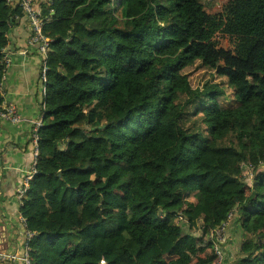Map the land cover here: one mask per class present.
I'll return each instance as SVG.
<instances>
[{
	"label": "trees",
	"instance_id": "trees-1",
	"mask_svg": "<svg viewBox=\"0 0 264 264\" xmlns=\"http://www.w3.org/2000/svg\"><path fill=\"white\" fill-rule=\"evenodd\" d=\"M218 1L47 3L31 264H211L231 221L234 264H264V0ZM23 21L0 0V85Z\"/></svg>",
	"mask_w": 264,
	"mask_h": 264
},
{
	"label": "crops",
	"instance_id": "crops-1",
	"mask_svg": "<svg viewBox=\"0 0 264 264\" xmlns=\"http://www.w3.org/2000/svg\"><path fill=\"white\" fill-rule=\"evenodd\" d=\"M12 1L17 3V0ZM43 1L42 6L46 10L45 1L49 0ZM8 38L6 48L10 54L9 64L3 75V89L7 101L16 106L18 114L25 122L15 125L0 122V252L22 253L26 232L19 213L21 199L16 195L33 161L29 141L30 127L27 121L39 118L45 103V90L40 80V56L27 44V22L23 21L12 28ZM229 223L230 239L234 231H240L232 221ZM102 240H97V243ZM102 245L108 244L103 242ZM238 250L239 248H236V251ZM233 254L234 248H224L225 258ZM1 264L21 263L14 261Z\"/></svg>",
	"mask_w": 264,
	"mask_h": 264
},
{
	"label": "built area",
	"instance_id": "built-area-1",
	"mask_svg": "<svg viewBox=\"0 0 264 264\" xmlns=\"http://www.w3.org/2000/svg\"><path fill=\"white\" fill-rule=\"evenodd\" d=\"M50 1H45L50 4ZM43 0H17V3L23 13L27 16L28 25H29V38H28V47H35L41 57V69H40V80H45V71L47 69V57L50 45L52 40L48 38L44 32L43 27L47 15L45 9L42 6ZM9 54L8 49H3V64L6 67L9 64ZM0 94L2 97L1 107H0V122L8 123L11 125L19 124L25 122L20 115L18 114L17 108L13 103L7 101V98L3 89V79L0 85ZM44 106L42 107L43 112ZM40 114L39 118L36 120L27 121L30 127L29 141L31 146V152L33 156V161L30 166L29 171L24 176L23 185L17 193V198L21 199L23 194L26 192L29 187V182L35 174V165L38 157V140H39V131L43 125V114ZM24 223V219L22 218ZM25 226V224H24ZM226 228L227 223L223 222L218 227H216L210 234V239L213 241L214 245V254L216 259L211 264H223V253L220 246L226 242ZM34 236L31 232H26L25 239V248L22 253H12V252H0V264L3 262H14L19 261L21 264H31L29 259V247L28 240ZM104 263V261H102Z\"/></svg>",
	"mask_w": 264,
	"mask_h": 264
},
{
	"label": "rangeland",
	"instance_id": "rangeland-1",
	"mask_svg": "<svg viewBox=\"0 0 264 264\" xmlns=\"http://www.w3.org/2000/svg\"><path fill=\"white\" fill-rule=\"evenodd\" d=\"M222 2H223V0H219L217 4H221ZM45 12H46V14L49 13V11H46V10H45ZM222 42H223V44H224L225 47H230V44L228 43V41L226 39H222ZM190 77H191L192 81L194 82V84L195 85L198 84V86H201L207 79L210 80V77L209 76L205 77V71L204 70H197V69L196 70H192V71H190ZM214 81L217 82V81H219V79L216 78V79H214ZM229 170L230 169L228 168L227 172ZM22 185H23V183H22ZM16 197H17V195H16ZM239 238H240V232H238L237 230L234 231V233L232 234V236H230V239L231 240L229 239V235H228V237L226 235V242H225L226 244L224 243L225 245L223 244L224 245L223 247L224 248H227V247L228 248H234V254L232 256H229L228 261L226 262L227 264H234L233 258L240 251V249L238 251H236V248H239V246H240V244L238 243L239 242ZM208 241L211 242L210 250L214 253V245H213V241L210 239V235L208 237ZM103 242H105V243H107L109 245V241L103 239L102 241H100V242L97 243V249L99 251L104 250V248H106L108 246V245H106V246L102 245ZM236 245H238V246H236ZM240 248H244V247L243 246L242 247L240 246ZM222 253H223V256H224V251L223 250H222ZM215 259H216V257H215Z\"/></svg>",
	"mask_w": 264,
	"mask_h": 264
}]
</instances>
